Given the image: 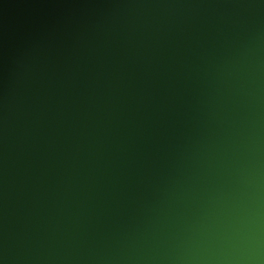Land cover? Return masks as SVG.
Segmentation results:
<instances>
[{
  "label": "water",
  "instance_id": "1",
  "mask_svg": "<svg viewBox=\"0 0 264 264\" xmlns=\"http://www.w3.org/2000/svg\"><path fill=\"white\" fill-rule=\"evenodd\" d=\"M264 259V0H0V264Z\"/></svg>",
  "mask_w": 264,
  "mask_h": 264
},
{
  "label": "clouds",
  "instance_id": "2",
  "mask_svg": "<svg viewBox=\"0 0 264 264\" xmlns=\"http://www.w3.org/2000/svg\"><path fill=\"white\" fill-rule=\"evenodd\" d=\"M248 264H264V259H262L259 250L248 257Z\"/></svg>",
  "mask_w": 264,
  "mask_h": 264
}]
</instances>
